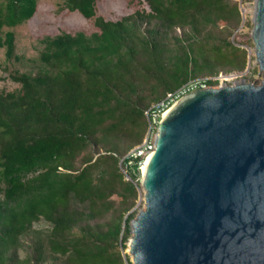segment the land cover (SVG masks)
<instances>
[{"label":"trees","instance_id":"obj_1","mask_svg":"<svg viewBox=\"0 0 264 264\" xmlns=\"http://www.w3.org/2000/svg\"><path fill=\"white\" fill-rule=\"evenodd\" d=\"M96 3L64 0L97 30L46 37L41 67L11 73L20 88L0 93V264H131L123 251L141 158L128 153L158 124L169 95L190 82L217 85L220 73L244 71L251 60L229 39L241 21L233 0H145L117 20L97 16ZM37 7L0 0L8 60L17 58L15 34L3 27ZM41 218L49 228L33 231Z\"/></svg>","mask_w":264,"mask_h":264},{"label":"water","instance_id":"obj_2","mask_svg":"<svg viewBox=\"0 0 264 264\" xmlns=\"http://www.w3.org/2000/svg\"><path fill=\"white\" fill-rule=\"evenodd\" d=\"M251 21L260 83L198 87L158 121L133 264H264V0Z\"/></svg>","mask_w":264,"mask_h":264},{"label":"rangeland","instance_id":"obj_3","mask_svg":"<svg viewBox=\"0 0 264 264\" xmlns=\"http://www.w3.org/2000/svg\"><path fill=\"white\" fill-rule=\"evenodd\" d=\"M142 1L143 3H139L138 0H97L96 15L102 16L106 20H117L123 16L132 14L141 7H147L145 0ZM233 1L237 2L239 6L241 21L229 39L233 42L241 41V46L248 50L249 56L251 57V60L249 61L253 62V44H247L245 41L251 38V31L253 27L251 16L255 0ZM8 30L13 31L15 34L17 58L8 60L5 56V49L0 47V93L3 91H15L20 88V84L10 78L11 73H34L39 67H41L42 64L39 59V53L43 48V40L46 37H52L63 32L72 34L84 32L86 34H90L96 31L97 27L95 26L93 18L87 19L78 11L71 12L64 9V0H38L36 13L31 18L15 27H3L4 32ZM178 31L180 30L178 29ZM253 69H257V73L254 74V78H250L251 70ZM231 74V78H228L227 80L223 79L222 82L233 84L236 81L244 79L247 82L256 83L258 79L261 80V77L258 75L257 64L250 67L249 70L245 69L244 71H234ZM219 84H221L220 81ZM219 84L214 86H218ZM187 85H190L189 89L186 88L187 92L198 87L192 84V82ZM187 85H185V87ZM172 103L173 102H171L170 105H172ZM156 125L153 127V132L151 134L152 141L154 139ZM139 171L141 181L142 172L141 170ZM112 198H115V196ZM73 203L77 207L88 211L87 203H80L74 199ZM135 208L137 209V213L140 209L144 208L143 190L140 186L139 198ZM48 228L49 223L42 218L34 222L32 227L33 231H45ZM28 238L29 237H26V241H28ZM127 247L123 252L129 255V260L131 264H133L132 257L128 253ZM21 254H23V251H21Z\"/></svg>","mask_w":264,"mask_h":264},{"label":"built area","instance_id":"obj_4","mask_svg":"<svg viewBox=\"0 0 264 264\" xmlns=\"http://www.w3.org/2000/svg\"><path fill=\"white\" fill-rule=\"evenodd\" d=\"M232 77V74H223V73H220L218 76H217V79L220 81V83H223L222 80L225 79L227 80L228 78H231ZM192 84H194L196 87L198 86V82H192ZM190 86V85H189ZM189 86L187 85L186 87L182 88L178 94L174 97H172L171 95H169V101L164 104L163 102L160 103V105H163V107L165 108H168L169 105L171 104V102H175L181 95H183L184 93H187L186 91V88L189 89ZM192 87V86H191ZM198 87H206V85L204 84H201L200 86ZM197 87V88H198ZM165 111V110H164ZM163 111V112H164ZM161 112V114L163 113ZM160 114V116H161ZM155 118L153 117V122H155ZM151 126V132H150V135L146 136L145 140L140 144V145H137L135 146L133 149L130 150V152L128 153L127 157L128 158H136V157H140L141 160L139 162V170L142 169V164L144 163V159L146 158L147 154L149 152H151L154 148V139L152 141L151 139V134L153 132L152 130V124H150ZM131 163V161H129V164ZM142 172V171H141ZM124 174H125V177L126 179H129V176L127 175V173L124 171Z\"/></svg>","mask_w":264,"mask_h":264},{"label":"bare ground","instance_id":"obj_5","mask_svg":"<svg viewBox=\"0 0 264 264\" xmlns=\"http://www.w3.org/2000/svg\"><path fill=\"white\" fill-rule=\"evenodd\" d=\"M174 103V102H173ZM171 106V105H170ZM169 108V107H168ZM168 108H166L165 109V111L162 113V114H166L167 113V109ZM167 110V111H166ZM150 157H151V152H149L148 154H147V156H146V158L144 159V163L142 164V169H141V171H142V174L143 175H145V173H146V171H147V167H148V164H149V160H150Z\"/></svg>","mask_w":264,"mask_h":264}]
</instances>
